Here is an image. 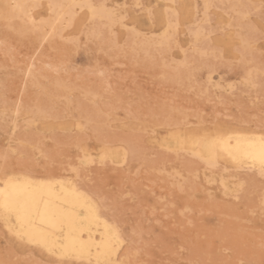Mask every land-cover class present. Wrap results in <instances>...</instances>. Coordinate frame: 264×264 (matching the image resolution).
I'll use <instances>...</instances> for the list:
<instances>
[{"label": "rangeland", "instance_id": "374dc122", "mask_svg": "<svg viewBox=\"0 0 264 264\" xmlns=\"http://www.w3.org/2000/svg\"><path fill=\"white\" fill-rule=\"evenodd\" d=\"M93 1L116 24L77 6L75 20L41 39L46 0L32 24L0 15V178L75 181L121 229L122 264H264V175L164 143L179 129L264 135V0ZM167 18L166 47L157 40ZM104 147L114 159H102ZM64 259L0 218V264H94Z\"/></svg>", "mask_w": 264, "mask_h": 264}, {"label": "bare ground", "instance_id": "6f19581e", "mask_svg": "<svg viewBox=\"0 0 264 264\" xmlns=\"http://www.w3.org/2000/svg\"><path fill=\"white\" fill-rule=\"evenodd\" d=\"M41 1L42 0H0V15L4 17L5 19L20 18L21 20H25V21L29 20L32 24L34 22V14L32 12V7H36V5L38 6V4H40ZM46 1L48 2L47 4L49 5L51 15L48 19L43 21L41 25H39L38 29L42 34L39 37L42 36L43 38H45L46 36H49L48 34L54 35L61 29V26L63 25L65 21L69 20L71 22L72 20H75L74 18H76L75 16L77 13L76 11L77 6L78 8H80V10H82L81 7L87 8L90 19H93V20L98 19L99 22L100 21L102 22V20H104L106 21V23H108L107 25L110 27L113 26V24L115 23L114 13L109 11V8L108 7L106 8L105 5H98V3L96 5L95 1L93 0H81V1L80 0H46ZM240 8H242V6H240ZM118 14H120V12H118ZM176 14L178 13L176 12ZM243 15L245 14L243 13ZM120 17L123 18L122 15ZM176 19L178 18L176 17ZM167 20H168L167 21L168 28L165 29L164 33L162 34L161 40H157V41H160L159 43L165 45L166 47L168 46L167 44L171 42L170 39L172 36L170 33L172 31L169 30L171 29L170 27L172 26V24L169 22V18H167ZM103 24L104 23H102L101 25ZM21 26L24 27V30H25V25L24 26L21 25ZM65 26H67V29H68V24ZM98 26H99V23L96 28H98ZM46 27H48L49 29L47 30ZM104 27H102V29ZM105 29H109V28L106 27ZM105 29L103 30L106 31ZM177 29L178 28H176L175 26L176 31ZM35 30L37 31L36 28ZM92 30L94 31V29H91L90 33L92 32ZM101 30L97 31L98 34H100V32L102 33ZM18 31H19V28H18ZM133 32L136 34L135 31ZM200 32L202 33L201 36L203 35L202 37L204 38L205 36L202 30L198 32L196 31L195 34L194 32L191 33L195 36L196 41L199 40L200 38ZM91 34H96V33L92 32ZM129 34H131V32ZM141 34L139 33V35ZM177 35L178 34H176V36ZM151 36L152 35H150L149 38H151ZM154 36H152V39ZM131 40L133 41L132 38ZM149 40L147 42H149ZM130 41L128 42L129 44L132 43ZM134 43L137 44L138 42L136 43V41H133V44ZM149 43L151 44V42ZM177 43L179 44V42ZM138 44L136 47L140 46ZM150 44L148 46V50L152 49V47L150 48L152 44L154 46V43H152L151 45ZM131 46H134V45H131ZM159 47L161 50L162 48L161 45ZM132 48L133 47H131L130 50H132ZM133 50L135 51L134 48ZM170 50L171 49H169V51ZM203 52L204 50L202 51V54H207ZM202 56H205V55H202ZM186 57L185 59H188ZM183 63L186 64V62L184 61ZM185 64H182V66H185ZM189 65H192V64H189ZM184 70L186 69L184 68ZM181 71L182 70L177 71L179 76H180L179 72ZM251 72L254 73V70ZM246 78L250 79L248 78V76ZM40 110H42V108ZM35 115H37V111ZM221 130H217L212 133L205 132L202 134H198L196 132H192V131L186 132V131H182L181 129H179L177 132L171 133L168 136V138L164 140V143L170 148L173 147L176 150H179V151L182 150L181 152H184V151L188 153L190 152L194 155V157L199 158L200 160H202L208 165H218L217 163L220 162V160H224L228 162L229 164L233 165L234 167H236L237 169H246L252 172L253 170L254 171L256 170L258 174L264 175L261 172V165L259 162V154L261 151L260 141H261V138L264 137V135L258 134L255 131H248V130H236V129H228L225 131L224 130L221 131ZM112 149L109 147H104L101 151L102 159L113 158L114 157L113 155L115 154V152ZM85 158H88V157L85 156ZM90 158H91L90 161L92 162V159H93L92 156H89V159ZM102 161L104 162V160H101L99 162H102ZM123 162H126V160H123ZM208 176L206 178L210 179ZM234 179H237V178H234ZM221 180L224 181V179H221ZM243 184L244 182L242 183V185ZM242 185H241V188H242ZM221 186H222V183H221ZM223 188L225 189V187ZM0 189L4 190L3 194L0 195V202H4L7 200L13 207L21 209L20 213L18 214L16 211H6L4 208H0L1 220H3L4 225L9 230V232L15 235L17 238L22 239L35 246H38L39 248H41L48 254L54 255L62 260H65L64 258H70V259L74 258V259H77V261L85 260L88 262H92L94 264H122L121 259L123 257L120 258V249H122L121 247L124 246L123 245L124 237H122V234L119 231L120 228L117 226V224L115 225L111 223L104 215L100 213L97 204L93 202L94 200L91 201L89 199V195H87L84 191L80 190V188L77 186L75 181H73L72 179L45 180V179L31 178V177H26V176L11 175L6 178H0ZM237 191L240 192L239 190ZM262 202L264 203V200H262L261 203ZM263 203L262 205H264Z\"/></svg>", "mask_w": 264, "mask_h": 264}, {"label": "snow or ice", "instance_id": "6c2138e0", "mask_svg": "<svg viewBox=\"0 0 264 264\" xmlns=\"http://www.w3.org/2000/svg\"><path fill=\"white\" fill-rule=\"evenodd\" d=\"M260 144H261V151L259 154V162L261 165V172L262 174H264V137L261 138ZM3 192L4 190L0 189V195H2ZM0 208H4L6 211H16L18 214L21 211V209L13 207L7 200L4 202H0Z\"/></svg>", "mask_w": 264, "mask_h": 264}]
</instances>
